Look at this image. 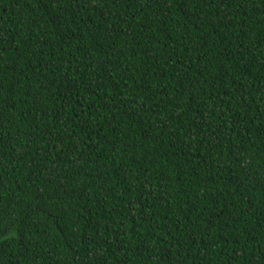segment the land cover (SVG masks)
Masks as SVG:
<instances>
[{
  "label": "trees",
  "instance_id": "1",
  "mask_svg": "<svg viewBox=\"0 0 264 264\" xmlns=\"http://www.w3.org/2000/svg\"><path fill=\"white\" fill-rule=\"evenodd\" d=\"M0 264H264V0H0Z\"/></svg>",
  "mask_w": 264,
  "mask_h": 264
}]
</instances>
